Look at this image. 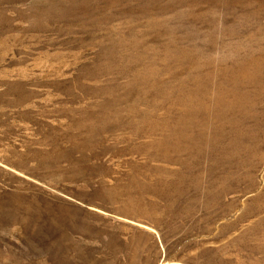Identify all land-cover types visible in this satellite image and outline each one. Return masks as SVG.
Instances as JSON below:
<instances>
[{
	"label": "rangeland",
	"instance_id": "1",
	"mask_svg": "<svg viewBox=\"0 0 264 264\" xmlns=\"http://www.w3.org/2000/svg\"><path fill=\"white\" fill-rule=\"evenodd\" d=\"M260 37L264 0H0V264H264V76L210 95Z\"/></svg>",
	"mask_w": 264,
	"mask_h": 264
},
{
	"label": "bare ground",
	"instance_id": "2",
	"mask_svg": "<svg viewBox=\"0 0 264 264\" xmlns=\"http://www.w3.org/2000/svg\"><path fill=\"white\" fill-rule=\"evenodd\" d=\"M262 32V31H261ZM252 34V33H251ZM263 36V35H262ZM245 38H246V36H245ZM250 39V38H249ZM263 40H264V37H260V38H258V40L256 39V41H257V46H255V47H253L252 45L254 44H252L251 43V41L250 40H248V41H246V43L243 45L242 43L241 44H239L238 45V49H242V51L244 50L245 52L247 51V53H244L245 55H243V57L245 58L244 60H243V64H241L240 62V60H239V62H238V64L240 63V65H236V67H229V68H227L226 69V67H224V70L221 72V68H219V66L217 67V65H216V68H219V69H216L215 70V73L216 74H221L222 75V77L224 76V78H222V79H219L218 81H220V82H218V83H216L217 82V78H216V82H215V80H214V82H213V80H212V82H213V85H212V88L214 89V91H211V90H213V89H210V95L212 94V93H214L215 94V98H214V102H215V100H216V104H215V107H216V109L213 107V111H215V110H217V109H219L220 108V106H222V103H224L223 101H224V98H225V96H227V97H229V94H230V92L232 91V90H234L233 89V87H234V85L231 83V81H233V83L235 82L234 80H236V79H240V78H244V80H247V81H252V80H255L257 77H258V75H263L264 76V46H263V44H262V42H263ZM260 41V42H259ZM217 46H219V45H217ZM231 46V45H230ZM223 47V46H222ZM221 46H220V48H222ZM217 48V47H216ZM237 49V50H238ZM236 50V52H240L239 50L237 51ZM220 51H222V50H220ZM217 52H218V50H217ZM217 52H215V53H217ZM227 52V51H226ZM231 51H229V53H230ZM220 52H218V54H219ZM222 53V52H221ZM214 53H212L211 55H213ZM228 54V53H227ZM223 55V54H222ZM187 56V55H186ZM208 56V55H207ZM204 57V56H203ZM212 57V56H211ZM210 57V58H211ZM241 57V56H240ZM197 58V57H196ZM215 58L217 59V57L215 56ZM237 58V57H236ZM206 59V58H205ZM238 59V58H237ZM201 60V59H200ZM199 60V61H200ZM207 61H208V58L206 59ZM206 60H204V61H206ZM214 60V59H213ZM213 60H211V61H213ZM234 60H236V59H234ZM194 61H196V60H194ZM216 61V60H215ZM231 61V60H230ZM191 62V61H190ZM219 62V61H218ZM196 63V62H195ZM197 63H199V62H197ZM196 63V64H197ZM201 63V62H200ZM203 63V62H202ZM206 63V62H205ZM213 63V62H212ZM225 63V62H224ZM232 63V62H231ZM209 64H211V63H209ZM216 64H218V63H216ZM191 65H195V64H193V61H192V63H191ZM200 64H198L197 65V67H200L199 66ZM219 65H220V63H219ZM189 66V65H188ZM205 66H207L206 64H205ZM197 67H195L196 69H197ZM209 67H212V65L211 66H209ZM201 68V67H200ZM206 68V67H205ZM223 68V67H222ZM213 69V68H212ZM211 69V70H212ZM206 70V69H205ZM201 71V70H200ZM202 71H203V69H202ZM206 72V71H205ZM186 73H189V72H186ZM199 73V72H198ZM202 73H204V72H202ZM208 74V73H207ZM210 74H211V71H210ZM210 74H208V75H210ZM198 75V74H197ZM195 76V75H194ZM205 76V75H204ZM203 76V77H204ZM197 77V76H196ZM218 77V76H217ZM205 78V77H204ZM203 78V79H204ZM210 78V77H209ZM198 79H200V78H198ZM202 79V78H201ZM207 79V78H206ZM259 79H260V77H259ZM221 80H222V82H221ZM207 81H208V79H207ZM206 81V82H207ZM241 82H243V81H241ZM241 82H240V84H241ZM204 83V82H203ZM201 84V83H200ZM207 84H208V82H207ZM207 84H205L204 86H206V88H207V86L209 85H207ZM199 85V84H198ZM247 85V84H246ZM248 86H250V85H248ZM253 86H254V84H253ZM201 87H203V85H201ZM241 87V86H240ZM257 87V88H256ZM245 88H247V87H245ZM208 89V88H207ZM248 89H250V88H248ZM248 89H245V90H248ZM252 89V88H251ZM250 89V90H251ZM253 89H255V95L252 93V92H254V91H252L251 93L253 94L252 96H251V101L250 102H252V103H256V104H258V105H260V106H258L259 107V109L260 110H256L254 113H253V115H251V117H252V119H255L256 120V118L257 117H259V120H261L262 122H263V125L260 127L259 125V127H257V128H253V129H251V131H249V135L251 136V140L252 141H256L257 139H258V137H259V135L260 134H264V79L263 80H260V81H258V82H255V88H253ZM198 90V89H197ZM201 91V90H200ZM206 91V90H205ZM238 91V90H237ZM237 91H236V93H237ZM249 91V90H248ZM196 92V91H195ZM233 92V91H232ZM239 92V91H238ZM198 93V92H197ZM214 94H213V96H214ZM190 95H192V93H190ZM234 95V94H233ZM237 95V94H236ZM212 96V97H213ZM232 96V95H231ZM241 96H243V95H241ZM204 97V96H203ZM244 97V96H243ZM211 98V97H210ZM230 98V97H229ZM235 98V97H234ZM233 98V99H234ZM193 99V98H192ZM238 99V98H237ZM249 99V96H247V97H244V100H242V99H240V101L242 100V101H244V103L246 102V100H248ZM198 101V100H197ZM200 101H201V99H200ZM209 101V100H208ZM211 101V100H210ZM226 101V100H225ZM231 101V100H230ZM212 102V101H211ZM209 103V105H205V106H203V108H202V110H209L210 108H209V106L212 104V103ZM239 102V101H238ZM204 103H207V102H204ZM235 103H237V102H234V104ZM201 104H202V102H201ZM234 104L233 105H231V108H233L232 106H234ZM243 104V103H242ZM203 105V104H202ZM201 105V106H202ZM214 104H212V106H213ZM229 105V104H228ZM255 105V104H254ZM228 107V106H227ZM229 108V107H228ZM222 109V108H221ZM238 109H239V107H238ZM211 110H212V107H211ZM242 110V109H241ZM222 111V110H221ZM233 111V110H232ZM216 112H219V111H215L214 113H216ZM226 112H227V110H226ZM247 114V113H246ZM251 114V113H250ZM213 116V115H212ZM216 116V115H215ZM212 119V118H211ZM222 122V121H221ZM229 123H230V121H228ZM238 122V121H237ZM231 124V123H230ZM247 129H248V127H247ZM227 130V129H226ZM245 130V129H244ZM248 131V130H247ZM249 140V139H248ZM250 144H251V142H250Z\"/></svg>",
	"mask_w": 264,
	"mask_h": 264
}]
</instances>
